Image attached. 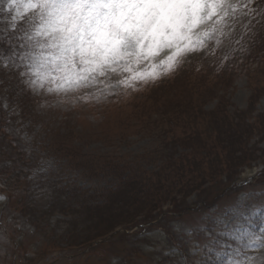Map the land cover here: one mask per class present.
Masks as SVG:
<instances>
[{
    "label": "rangeland",
    "instance_id": "rangeland-1",
    "mask_svg": "<svg viewBox=\"0 0 264 264\" xmlns=\"http://www.w3.org/2000/svg\"><path fill=\"white\" fill-rule=\"evenodd\" d=\"M14 16L3 0L0 28ZM235 17L168 70L126 58L69 92L2 77L0 264H188L243 194L264 204V21Z\"/></svg>",
    "mask_w": 264,
    "mask_h": 264
},
{
    "label": "snow or ice",
    "instance_id": "snow-or-ice-1",
    "mask_svg": "<svg viewBox=\"0 0 264 264\" xmlns=\"http://www.w3.org/2000/svg\"><path fill=\"white\" fill-rule=\"evenodd\" d=\"M3 3V0H0ZM17 8L6 28H0V83L3 76H13L33 90L69 92L92 86L97 73L116 70L126 58L151 61L163 54L159 65L170 69L182 54L205 49L215 33H223L237 23L235 12L245 17L252 13L264 21V0H8ZM21 5L24 12L20 11ZM251 20L249 24H251ZM231 21V24L229 23ZM259 22V21H258ZM151 66V70L155 69ZM77 69L74 77L66 70ZM59 75L46 81V75ZM141 73L139 78H143ZM252 177L243 183H249ZM243 194L239 206L226 208L233 213L231 227L208 242L191 249L196 259L188 264H264L246 256L248 249L264 248V204L248 212ZM5 197L0 196V200ZM261 223L254 230L253 218ZM219 219V218H218ZM203 228V225H201ZM218 244L217 251L213 245ZM241 257V258H238Z\"/></svg>",
    "mask_w": 264,
    "mask_h": 264
},
{
    "label": "trees",
    "instance_id": "trees-1",
    "mask_svg": "<svg viewBox=\"0 0 264 264\" xmlns=\"http://www.w3.org/2000/svg\"><path fill=\"white\" fill-rule=\"evenodd\" d=\"M155 212V211H154ZM153 212V213H154ZM161 213V212H160ZM151 214L152 213H144V215H143V219L144 220H146V221H151V219L153 218L152 216H151ZM136 225V224H135Z\"/></svg>",
    "mask_w": 264,
    "mask_h": 264
}]
</instances>
